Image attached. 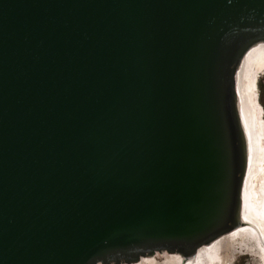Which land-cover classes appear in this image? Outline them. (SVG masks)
Masks as SVG:
<instances>
[{
  "label": "water",
  "instance_id": "water-1",
  "mask_svg": "<svg viewBox=\"0 0 264 264\" xmlns=\"http://www.w3.org/2000/svg\"><path fill=\"white\" fill-rule=\"evenodd\" d=\"M260 40L264 0H0V264L189 255L237 225Z\"/></svg>",
  "mask_w": 264,
  "mask_h": 264
},
{
  "label": "bare ground",
  "instance_id": "bare-ground-1",
  "mask_svg": "<svg viewBox=\"0 0 264 264\" xmlns=\"http://www.w3.org/2000/svg\"><path fill=\"white\" fill-rule=\"evenodd\" d=\"M263 71L264 40H260L252 43L245 50L234 79L236 109L243 132L246 153V180L242 182L243 190L241 187L237 212L239 224L237 223L230 230L199 246L189 255L179 251L168 252L161 250L144 254L135 261L122 262L121 264H231L238 253L237 248L261 259L264 264L263 173L258 172L257 174L258 182L254 183L257 184L256 186H253L256 187L255 192H249L246 187L249 171L251 170L250 159L255 156L256 144L261 141L260 139L263 135L262 110L257 101L256 86L258 75ZM260 149L258 158L263 163L264 146H260ZM261 168L264 169L263 166ZM243 183H245L244 186Z\"/></svg>",
  "mask_w": 264,
  "mask_h": 264
},
{
  "label": "rangeland",
  "instance_id": "rangeland-1",
  "mask_svg": "<svg viewBox=\"0 0 264 264\" xmlns=\"http://www.w3.org/2000/svg\"><path fill=\"white\" fill-rule=\"evenodd\" d=\"M256 86H257V94H258L257 101H258V104L260 105L261 110H262L261 111L262 112L261 113V121H262V126H263V135H262V138L260 139L261 141H259L258 143H257V139H256L257 144H256V151L254 152L255 156H253V158L251 157V159H250L251 170L249 171V175H248L247 182H246L247 183L246 187H247L249 192H252V191L255 192L254 190L256 187H253V186L257 185L254 183L258 182L257 181L258 172H260L261 174L263 173V175H264V171H263L264 169L261 168L262 166L264 167V153H263V163H261V160H259V158H258L260 151H261L260 146H264V71L258 75ZM262 142H263V144H262ZM259 164L261 165V167ZM261 170H262V172H261ZM244 184L245 183H243V186H244ZM242 190H243V187H242ZM237 252L238 253L235 255L234 260L231 264H263L261 259L255 257L252 254L247 253L246 251H241L237 248Z\"/></svg>",
  "mask_w": 264,
  "mask_h": 264
}]
</instances>
